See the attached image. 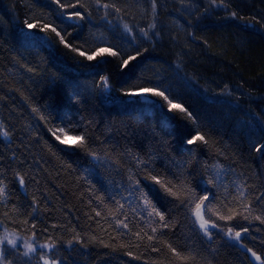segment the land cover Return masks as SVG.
Masks as SVG:
<instances>
[{
  "label": "trees",
  "instance_id": "obj_1",
  "mask_svg": "<svg viewBox=\"0 0 264 264\" xmlns=\"http://www.w3.org/2000/svg\"><path fill=\"white\" fill-rule=\"evenodd\" d=\"M261 146L264 0H0V234L60 264H251Z\"/></svg>",
  "mask_w": 264,
  "mask_h": 264
},
{
  "label": "rangeland",
  "instance_id": "obj_2",
  "mask_svg": "<svg viewBox=\"0 0 264 264\" xmlns=\"http://www.w3.org/2000/svg\"><path fill=\"white\" fill-rule=\"evenodd\" d=\"M107 92L110 91L107 89ZM136 97L147 105H155L158 107V104L155 103L154 99L146 93H139ZM65 141L72 142L70 138H65ZM200 212L203 218L207 220L203 205H201ZM196 213L197 208L193 211V219L196 227L200 234L209 240L211 238V234L216 230V228L212 227L209 223V233L205 234L204 230L200 227L201 219ZM224 236L235 243H238L241 239H235V234L229 235V233H225ZM8 240H15L16 245L13 246L9 244L7 242ZM26 244L32 245L35 251L25 255V253L28 252V249L25 247ZM54 252V248H52L49 244H37L33 240L26 239L7 231H3L0 234V264H45V260L48 261V264H60V259H58L56 252Z\"/></svg>",
  "mask_w": 264,
  "mask_h": 264
},
{
  "label": "snow or ice",
  "instance_id": "obj_3",
  "mask_svg": "<svg viewBox=\"0 0 264 264\" xmlns=\"http://www.w3.org/2000/svg\"><path fill=\"white\" fill-rule=\"evenodd\" d=\"M57 2H59V0H57ZM76 15H79V13H76ZM29 27H32V26L29 25ZM44 27L47 28L48 26L45 25ZM52 31L55 32L56 31L55 28H53ZM56 34L58 36L60 35L58 32ZM61 40L63 41V37H61ZM111 54L112 55H116V53H111ZM81 55H83V53H81ZM88 59H92V57L89 56ZM124 63L127 64V61H125ZM155 94L158 95V96H160V97H162L165 101H167L168 105L170 106V110L177 109L180 112L184 113L186 117L192 118V113L191 112H189L181 104H175V103H173V101L171 99H169V97L167 95H165L164 92H162V91L161 92H156ZM78 139L80 140L81 144H83V138H78ZM194 139H199L201 141H205L204 136L198 135L197 137H194L193 139H189L187 142L189 144H191V143H193ZM261 147H264V146H261ZM257 150L259 151L260 148H257ZM21 183H23L22 180H21ZM3 194H4V188L3 187H0V195H3ZM204 199H207V197H205ZM200 208H201V205H197V213L196 214L201 219V225H200V227L204 230L205 234H208L209 233V227H208L209 222L207 220H205L203 218V216L201 215ZM161 219H163V217H161ZM125 227H126V225H125ZM212 227H215V225L213 224ZM231 233H232V230L229 229V235H231ZM234 238L237 239V240H239L241 238V233L240 232H236ZM7 242L9 244L13 245V246L16 245V241L15 240H8ZM25 247L28 249V252H26L25 255H27L30 252L35 251V249L30 244H26ZM249 251H251V250L249 249ZM253 255L255 256L256 254L253 253ZM256 258L257 259H260V257H258V256ZM45 264H48V261L47 260H45Z\"/></svg>",
  "mask_w": 264,
  "mask_h": 264
},
{
  "label": "water",
  "instance_id": "obj_4",
  "mask_svg": "<svg viewBox=\"0 0 264 264\" xmlns=\"http://www.w3.org/2000/svg\"><path fill=\"white\" fill-rule=\"evenodd\" d=\"M246 254H247V256H248V260L250 261V263L251 264H264V255H253V253L254 252H252V251H249V250H247V251H245V250H243ZM260 257V259H257L256 257Z\"/></svg>",
  "mask_w": 264,
  "mask_h": 264
},
{
  "label": "bare ground",
  "instance_id": "obj_5",
  "mask_svg": "<svg viewBox=\"0 0 264 264\" xmlns=\"http://www.w3.org/2000/svg\"><path fill=\"white\" fill-rule=\"evenodd\" d=\"M244 247V246H243ZM243 250H245V251H247V250H249V249H245V248H243ZM252 251V250H251ZM253 252V251H252ZM255 253V252H254ZM256 254V253H255ZM257 255H260V254H257Z\"/></svg>",
  "mask_w": 264,
  "mask_h": 264
}]
</instances>
